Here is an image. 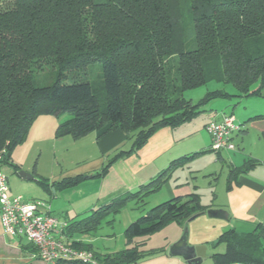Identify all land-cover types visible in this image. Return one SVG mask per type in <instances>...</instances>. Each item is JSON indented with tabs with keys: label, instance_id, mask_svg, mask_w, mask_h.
<instances>
[{
	"label": "trees",
	"instance_id": "16d2710c",
	"mask_svg": "<svg viewBox=\"0 0 264 264\" xmlns=\"http://www.w3.org/2000/svg\"><path fill=\"white\" fill-rule=\"evenodd\" d=\"M192 42V48L188 46ZM100 63L98 82L63 84L66 72ZM50 65L55 80L43 87L33 73ZM209 81L232 84L235 97L260 96L264 89V0H0V168L11 162L12 151L24 142L34 120L43 115L60 117L56 137L80 139L96 132L97 138L121 130L135 132L131 148L111 156L94 177L104 176L118 159L138 151L159 129L175 128L201 112L216 98L213 91L194 104L184 91ZM254 85H258L253 88ZM209 151V150H208ZM200 151L170 163L135 192L112 199L63 230L67 239L89 235L102 224L111 226L133 200L158 192L173 171ZM258 162L248 159L229 171V180ZM76 175L53 183H37L47 190L77 186ZM193 192L173 197L148 210L124 230L126 247L113 254H97L90 245L72 242L91 252L96 264H136L146 253L135 240L157 233L170 224H184L204 213ZM214 264H264V225L249 234L223 233ZM148 254V253H147ZM56 264H89L61 261Z\"/></svg>",
	"mask_w": 264,
	"mask_h": 264
},
{
	"label": "crops",
	"instance_id": "0c3cea01",
	"mask_svg": "<svg viewBox=\"0 0 264 264\" xmlns=\"http://www.w3.org/2000/svg\"><path fill=\"white\" fill-rule=\"evenodd\" d=\"M191 100L192 99H190V101ZM223 114L225 113H222L221 115L216 114L215 116H212V114H206L204 118H201L198 127L191 126L192 120L175 128L164 127L159 129L138 151L115 161L110 166L107 173L101 177L94 176L101 170L102 166L111 156L119 150H122L120 148L125 144V140L128 137L124 132L117 129L99 139L97 138L96 132L89 133L86 137L84 136L77 140L69 135L56 137V129L60 118L51 115L39 116L32 123L24 142L17 146L11 153V162L13 165L18 166V169L14 170L13 167L9 165V168H11L15 174L24 170L25 172L32 174V176L31 178L12 176L9 182L10 196L17 197L13 196V191L16 193H20L19 191H25V186L22 180L34 179L37 183L38 180L42 179H35V167L37 161H35V163L34 160H36V158L41 159V155H43L44 152L47 153L49 145L46 143L52 142L53 147L56 146L57 143H73V146L77 148L81 156V159H79L78 162H83L84 164L81 171H78L79 173L76 175L84 176L85 179L73 188L56 191L51 188V190H53V199L63 201L64 204L57 205L55 202L50 203L51 215L58 220L65 222L66 226H68L69 221L73 219L79 220L86 217L91 210L107 204L112 199L126 194L127 192L137 191L140 186L147 184L161 171L165 170L172 161L200 151H205V153H207L210 146L208 145V143L210 144V140L208 141L206 136L204 141L198 140L197 134H199L198 132H200L201 127L205 129L206 124L209 122L220 121ZM232 115L235 118V123L242 126L241 130L233 135L232 139L234 145L235 138L239 139L238 133L241 134L244 131H246V133H251L253 131L255 138L253 146H250L249 149H247V144L244 140V152L247 153H242V156L238 158L233 156V160H229L231 166L229 171L233 168L242 167L248 159L254 160L258 162V164L245 173H239L231 180H229L227 174L224 201L219 205H215L214 203L204 205L208 207V209L220 210L226 214L227 219H222L223 223L221 224H215V220L204 223L205 225L208 224L209 228L215 230L218 229L220 235H215L210 239H207L208 237H203L204 234L200 235V233H204V228L206 227L203 224L201 225V222L196 223V219L191 222L186 221L182 225L175 224L176 231H174L169 237H166L168 241L166 246L158 252H152L153 254L148 256L147 254L144 255L136 264H187L183 258L168 254L170 246L180 239L185 228L189 230V246L196 247L206 245V243L209 242L208 240H211V242H213L212 247H217L219 244L216 246L214 245L217 243L219 237L229 230H234L240 234H249L254 231L258 224L264 225V115L257 112L253 113V111L252 113H242L238 116L234 114ZM258 116H260V120L257 119ZM129 149L123 151H128ZM236 150L239 149L236 147L234 151L224 150L214 153H216L218 160L226 162L221 157L222 152L235 153ZM29 157L31 160L30 164L34 162L35 165H33L32 168L30 165L28 169H24L27 168L25 166ZM227 157L232 158L231 156ZM239 159H241V161ZM190 162L191 161H189L188 164H190ZM88 164L93 165L87 167ZM186 165L177 168L172 172L171 177L164 184L166 186L163 185L164 188H161L162 190L165 189V192L164 194H161L160 197L156 198L155 202H158L156 204L173 197L186 196L193 192L200 196L198 193L200 186L195 180L196 177H193L194 181L191 182L189 181V178L183 179L180 172L179 174L175 173ZM203 170L204 169H196V172L202 173L204 172ZM207 176L208 174H204L203 177ZM66 177H62L61 179ZM61 179L52 182H49L47 179L45 180L48 181L50 189L53 183L58 182ZM161 189L156 193L161 192ZM43 190L51 192V190ZM214 201L215 197L212 199V202ZM53 212H60L61 216L60 214L58 215ZM118 216L120 217V224H117V229L120 231V240L118 239L117 244L113 241V234L110 232H104V234L100 236L105 244L99 247L96 246L99 241L97 240L98 238H96L98 236V234H96L97 232L89 235L75 234L70 239H67L66 237L64 239L71 244L72 242H79L83 245H90L94 252L101 255L122 251L126 247L123 232L125 228L131 222L139 218L140 215L131 214L126 212V210H122ZM114 224L115 221L108 227L113 230L115 227ZM135 244L139 243L135 241ZM224 251L225 248L220 253H224ZM202 262L203 261L201 260L198 264H202ZM0 264L45 263L36 256V250L31 243L25 238L5 234L0 224Z\"/></svg>",
	"mask_w": 264,
	"mask_h": 264
},
{
	"label": "rangeland",
	"instance_id": "374dc122",
	"mask_svg": "<svg viewBox=\"0 0 264 264\" xmlns=\"http://www.w3.org/2000/svg\"><path fill=\"white\" fill-rule=\"evenodd\" d=\"M192 42H190V45L188 46V49L192 48ZM43 66V65H42ZM101 65L100 63H93L84 69H78L74 71L66 72L65 75L62 77V83L63 84H72L76 82L81 81H94L98 82L101 79ZM56 77V70L50 66V65H44L42 69L37 70L33 73V82L37 87H43L51 84ZM258 85H254L253 88H256ZM222 91L224 93L229 94L232 97L228 98H216L209 102H207L204 106L201 107V112L197 115H195L190 121H192L191 126L198 127L199 122L201 118L207 115L215 116L216 114L221 115L222 113H225V115H241L242 113H262L264 115V89L262 90V93L260 96H250V97H235L233 95H236V89L235 87L228 83L218 82V81H209L206 85H203L198 88L190 89L187 91H184L182 93L183 98L190 101L192 99V103L196 104L201 99H203L208 93L213 91ZM255 115V114H254ZM253 117V116H252ZM60 120H66L70 118V115L68 114H62L60 117ZM257 119H261L260 116L257 117ZM188 121V122H190ZM239 125V124H238ZM242 127V126H240ZM197 138L198 140H205V136L209 139V136L206 135V131L203 127H201L200 132H198ZM239 139L235 138V145L239 150H236L234 152H222L221 157L226 161L223 162L222 160H218L216 153L212 151H208L207 153H204L203 155H200L199 157H195L192 160H190V164L187 163V165L179 169L177 174L179 172L181 173V177L183 179L189 178V181H194L193 177H196L195 180L197 181L198 185L200 186L198 193L201 196V203L203 205H208L211 203H214L215 205H219L224 201V193H225V183L227 174H229V168L230 161L233 160L234 157H240L243 154H246L247 152H244V140L247 144L246 147L249 149L250 146H253L254 143V133L253 131L251 133H246L244 131L243 133H238ZM135 132L133 131L132 134H130L126 140L125 144L120 148L122 150H127L132 145ZM241 136V137H240ZM86 137V136H85ZM241 138V140H240ZM210 142V141H209ZM237 142V143H236ZM48 144V151L47 153L44 152L43 155H41V159L36 158L35 161H37L36 167H35V179L36 178H42L47 179L49 182L56 181L58 179H61L62 177L66 176H73L79 173L78 171H81V168L84 166L83 162H78L79 159H81V156L79 154V151L75 146H73V143H57L56 146L53 147V143L49 142ZM208 145H210L208 143ZM238 145V146H237ZM243 147V149H242ZM76 148V149H75ZM45 151V150H44ZM79 154V155H78ZM227 156H231L232 158H228ZM234 156V157H233ZM38 159V160H37ZM241 161V159H239ZM31 160L30 157L27 160V164L24 169H28V167L31 165V168L33 167L34 162L30 164ZM36 163V162H35ZM228 163V164H227ZM93 164H88L87 167H91ZM196 169H204L202 173H197ZM2 173L7 177L8 185L10 186V178L12 176H19V172L15 174L11 168H9V165L3 164L1 166ZM32 171V170H31ZM192 171V172H191ZM20 172H23L29 176H32V174L25 172L24 170H21ZM204 174H208L207 177H203ZM19 178V177H18ZM25 191H19L20 193H16L13 191V196L20 195L26 200H42L46 202L50 207L51 202H55L57 205L64 204L63 201L60 200H54L53 199V190L51 192H46L42 189V187L37 184L34 179L33 180H22ZM166 186V185H164ZM162 187V189L164 188ZM161 189V190H162ZM165 190V189H164ZM164 190H162L159 193H155L153 195H148L144 198V201L142 203H137L133 200L128 201L127 206L123 209L126 210V212L136 215H144L148 210H150L152 207L158 205L155 202L156 198L160 197L161 194H164ZM22 193V194H21ZM213 197H215V201L212 202ZM164 202V201H163ZM162 203V202H161ZM160 204V203H159ZM57 213L58 215L60 212H53ZM120 217L117 215L115 218V224L114 229L108 227L105 224H102L101 228L97 231L96 234L98 236L97 240H99L96 244L97 247L103 246L105 244L104 241L100 238L104 232H110L113 234V241L117 244L118 239L120 240V231H118L117 224H120ZM215 220V224H221L223 223L222 219H212L209 218L206 214L201 215L200 217L196 218V223L201 222V225L203 224L206 228H204V233H200V235L204 234L203 237H208L207 239H210L212 237L219 236L220 232L215 229L209 228L208 223L209 221ZM208 226V227H207ZM176 231V225L170 224L166 226L161 231L154 233L152 235H149L147 237H141L137 238L135 241L139 244H141L139 247L142 251H144L147 256L150 254H153L155 252L160 251L164 246L167 244L166 237H169ZM203 232V230H202ZM189 235V230H188ZM112 241V242H113ZM209 242L206 243V245H200L197 247L202 248L201 250H204L205 256L202 259V264H214L213 261L210 259V255L212 253H220L224 250L225 245L219 244L217 247H212L213 242L211 240H208ZM207 251V253H206ZM153 252V253H152ZM169 254V250H168ZM147 258V257H144Z\"/></svg>",
	"mask_w": 264,
	"mask_h": 264
},
{
	"label": "built area",
	"instance_id": "2783aa9c",
	"mask_svg": "<svg viewBox=\"0 0 264 264\" xmlns=\"http://www.w3.org/2000/svg\"><path fill=\"white\" fill-rule=\"evenodd\" d=\"M241 130L233 115L223 114L218 122L206 124L212 152L234 151L233 135ZM0 224L5 234L25 238L45 264L80 261L96 264L91 252L76 249L63 235L66 223L51 215L50 206L42 200L11 197L7 177L0 168Z\"/></svg>",
	"mask_w": 264,
	"mask_h": 264
},
{
	"label": "water",
	"instance_id": "95a60500",
	"mask_svg": "<svg viewBox=\"0 0 264 264\" xmlns=\"http://www.w3.org/2000/svg\"><path fill=\"white\" fill-rule=\"evenodd\" d=\"M27 174L23 172H19V176L21 178H31V176H26ZM206 214L209 218L213 219H227L226 214L223 211L220 210H213V209H208L204 213H199L187 220V222H191L197 217ZM202 248L200 247H191L188 245V229L185 228L183 231L182 236L180 239L174 243L172 246L169 248V255L171 256H178L181 257L185 260L187 264H198L205 256L204 250H201Z\"/></svg>",
	"mask_w": 264,
	"mask_h": 264
}]
</instances>
